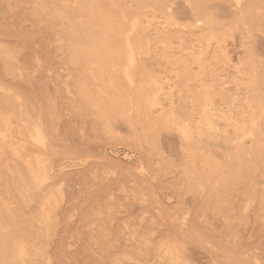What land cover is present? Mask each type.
Wrapping results in <instances>:
<instances>
[{"label": "rangeland", "instance_id": "374dc122", "mask_svg": "<svg viewBox=\"0 0 264 264\" xmlns=\"http://www.w3.org/2000/svg\"><path fill=\"white\" fill-rule=\"evenodd\" d=\"M57 1L0 0V264H264V0Z\"/></svg>", "mask_w": 264, "mask_h": 264}, {"label": "bare ground", "instance_id": "6f19581e", "mask_svg": "<svg viewBox=\"0 0 264 264\" xmlns=\"http://www.w3.org/2000/svg\"><path fill=\"white\" fill-rule=\"evenodd\" d=\"M51 1H52V0H51ZM56 1H57V0H56ZM71 1H74V0H71ZM82 1H83V0H82ZM90 1L92 2V1H95V0H90ZM90 1H89V2H90ZM103 1H104V0H103ZM111 1H112V0H111ZM53 2H54V1H53ZM57 2H59V1H57ZM84 2H85V1H84ZM89 2H87V3H89ZM106 2H107V1H106ZM37 3H38V2H37ZM48 3H49V1H48ZM79 3H80V4L82 3L81 0L79 1ZM87 3H86V5H87ZM112 3H114V1H113ZM115 3H116V2H115ZM68 4L70 5V2H69ZM80 4H79V5H80ZM84 4H85V3H84ZM104 4H105V3H104ZM109 4H110V3H109ZM54 5H55V4H54ZM56 5H57V4H56ZM69 5H68V7H69ZM79 5H78V6H79ZM81 5H83V3H82ZM86 5H85V7H86ZM89 5H90V4H89ZM42 6H43V5H42ZM70 6H71V5H70ZM44 7H45V6H44ZM44 7H43V8H44ZM47 7H48V5H47ZM57 7H58V5H57ZM60 7H61V5H60ZM60 7H58V8H60ZM62 7H64V6H62ZM66 7H67V5H66L65 8H64L65 11H66ZM83 7H84V6H83ZM89 7H90V6H89ZM98 7H99V6H98ZM113 7H115V9H121L123 6H122V7L120 6L121 8H120V7H119V8H116V7H117V4H116V5L113 6ZM45 8H46V7H45ZM71 8H72V7H71ZM71 8H69V9H71ZM76 8H77V7H76ZM86 8H87V7H86ZM90 8H91V7H90ZM46 9H47L46 12H47L48 10H50L49 8H46ZM53 9H54V7H53ZM101 9H102V8H101ZM42 10H43V9H42ZM42 10H41V11H42ZM44 10H45V9H44ZM56 10H57V9H56ZM56 10H55V11H56ZM60 10L62 11L63 8L60 9ZM73 10H74V8H73ZM92 10H93V9H92ZM123 10H124V7H123ZM123 10H122V12H123ZM29 11H30V10H29ZM36 11H37V9H36ZM50 11H51V10H50ZM65 11L63 10V12H65ZM83 11H86V10L83 9ZM83 11H79L78 8H77V11H76V9H75V12H77V13H76L77 16H78V13H79V12H83ZM89 11H91V10L89 9ZM93 11H95V10H93ZM110 11H111V10H110ZM43 12H44V11H43ZM48 12H49V11H48ZM63 12H62V13H63ZM67 12H68V11H67ZM120 12H121V10H120ZM120 12H119V13H120ZM44 13H45V12H44ZM53 13H54V12H52V14H53ZM60 13H61V12H60ZM68 13H70V12H68ZM71 13H72V12H71ZM71 13H70V14H71ZM86 13H87V12H86ZM86 13H84V14H86ZM123 13H125V11H124ZM30 14H31V15H36V14H39V13L32 14V11H30ZM65 14H66V13H65ZM65 14H64V15H65ZM74 14H75V13H74ZM74 14H73V15H74ZM121 14H122V13H121ZM121 14H120V15H121ZM73 15H72V16H73ZM80 15H81V13H80ZM80 15H79V16H80ZM86 15H87V14H86ZM120 15H119V16H120ZM126 15H127V14H126ZM36 16H37V15H36ZM41 16H42V15H41ZM46 16H47V15H46ZM48 16H49V15H48ZM54 16H55V15H54ZM79 16H78V17H79ZM88 16H89V15H88ZM114 16H115V15H114ZM114 16H113V17H114ZM119 16H118V17H119ZM38 17H39V16H37V18H38ZM66 17H68V16H66ZM73 17H74V16H73ZM81 17H82V15H81ZM83 17H84V15H83ZM83 17H82V19L85 18V17H84V18H83ZM105 17H106V16H105ZM108 17H109V16H108ZM48 18L50 19V17H48ZM54 18H55V17H54ZM61 18L63 19V17L60 16V20H62ZM96 18H97V17H96ZM96 18H95V19H96ZM115 18H116V16H115ZM133 18H134V17H133ZM135 18H136V15H135ZM41 19H42V18H41ZM41 19H39V20H41ZM44 19H45V18H44ZM56 19H57V18H55L54 21H55ZM58 19H59V16H58ZM64 19H66V18H64ZM51 20H52V18H51ZM60 20H59V23H60V22L62 23V21H60ZM76 20H77V19H76ZM84 20H85V19H84ZM93 20H94V19H93ZM98 20H99V19H98ZM132 20H133V19H132ZM136 20L139 21V18H137ZM136 20H135V21H136ZM65 21H68V20H65ZM117 21H118V20H116V22H117ZM119 21H120V20H119ZM124 21H125V20H124ZM55 22H56V21H55ZM83 22H84V21H82V23H83ZM89 22H90V21H89ZM100 22H101V21H100ZM100 22H99V23H100ZM113 22H114V20H113ZM116 22H115L114 24H117ZM125 22H126V21H125ZM48 23H49V22H48ZM59 23H57V24H59ZM63 23H64V21H63ZM79 23H81V21H80ZM101 23H102V22H101ZM110 23H111V22H110ZM131 23H132V22H131ZM137 23H138V22H137ZM45 24H46V23H45ZM51 24H52V23H51ZM57 24H56V25H57ZM139 24H140V23H139ZM49 25H50V23H49ZM54 25H55V24H54ZM64 25H65V24H64ZM92 25H93V22H92ZM109 25H110V24H109ZM120 25H121V22H120ZM57 26H58V25H57ZM79 26H80V25H79ZM87 26H88V25H87ZM111 26H112V24H111ZM132 26H134V24L131 25V27H132ZM138 26H139V25H138ZM52 27H53V26H52ZM123 27H124V26H123ZM54 28H55V27H54ZM57 28H58V27H57ZM59 28H60V27H59ZM69 28H70V27H69ZM69 28H68V29H69ZM75 28H76V27H75ZM91 28H92V31H93L94 28H93V27H91ZM102 28H103V27H102ZM113 28H115V26H114ZM134 28H135V27H133L132 29L134 30ZM43 29H44V28H43ZM70 29H71V28H70ZM73 29H74V28H73ZM88 29H89V28H88ZM106 29H107V28H106ZM109 29H110V28H109ZM109 29H107V30H109ZM132 29H131V30H132ZM138 29H139V28H138ZM76 30H77V29H76ZM85 30H87V28H86ZM94 30H95V29H94ZM123 30H124V29H123ZM136 30H137V29H136ZM165 30H166V29H165ZM74 31H75V30H74ZM96 31H97V30H96ZM119 31H121V29H120ZM124 31H126V30H124ZM143 31H144V30H143ZM143 31H142V32H143ZM169 31H170V30H169ZM90 32H91V30H90ZM102 32H103V33H106V32H104V31H102ZM102 32H100V34H101ZM107 32H108V31H107ZM114 32H115V31H114ZM121 32H122V31H121ZM144 32H145V31H144ZM144 32H143V33H144ZM103 33H102V34H103ZM119 34H120V33H119ZM128 34H130V33H128ZM172 34H173V33H172ZM91 35H92V34H91ZM95 35L99 36L97 33H96ZM141 35H143V34H141ZM170 35H171V34L169 33V36H170ZM186 35H187V34H186ZM74 36H75V35H74ZM87 36H89V34H88ZM92 36H93V35H92ZM97 36H96V37H97ZM145 36H146V35H145ZM147 36H148V35H147ZM124 37H128V36H124ZM172 37H173V36H172ZM210 37H211V36H210ZM75 38H76V37H75ZM77 38H78V37H77ZM121 38H122V37H121ZM133 38H134V37H133ZM145 38H146V37H145ZM167 38H168V37H167ZM182 38H183V37H181V38H179V39H182ZM193 38H194V37H193ZM94 39H95V38H94ZM124 39H125V38H124ZM138 39H139V38H138ZM138 39H137V40H138ZM147 39H148V38H147ZM165 39H166V37H165ZM185 39H187V38H185ZM82 40H83V39H82ZM86 40H88V42H89V44H90V41H89L90 39L87 38ZM101 40H103V38H102ZM101 40H100V41H101ZM126 40H127V38H126ZM76 41H78V40H76ZM96 41H97V40H96ZM183 41H185V40L183 39ZM193 41H194V40H193ZM98 42H99V41H98ZM101 42H103V41H101ZM124 42L126 43V41H124ZM127 42H128V41H127ZM135 42H136V41H134V43H135ZM139 42H140V41H139ZM143 42L145 43V41H143ZM143 42H142V44H143ZM75 43H76V42H75ZM93 43H95V42H93ZM93 43L91 42V44H93ZM116 43H117V41H116ZM128 43H130V42H128ZM136 43H137V42H136ZM76 44H77V43H76ZM79 44H80V43H79ZM85 44H86V42H85ZM89 44H87V46L83 44V46L88 47ZM113 44H114V43H113ZM120 44H121V43H120ZM93 45H94V44H93ZM128 45L130 46V44H128ZM76 46H77V45H75V47H76ZM83 46H81V48H82ZM100 46H101V45H100ZM100 46H99V47H100ZM103 46H104V45H103ZM116 46H118V45H116ZM116 46H115V47H116ZM133 46H134V45H133ZM135 46H136V45H135ZM143 46H144V44H143ZM146 46H147V45H146ZM75 47H74V49H75ZM96 47H97V46H96ZM99 47H98V48H99ZM106 47H107V46H106ZM111 47H112V46H110V48H111ZM138 47H139V46H138ZM112 48L115 50L114 46H113ZM121 48H122V46H121ZM125 48H126V47H125ZM95 49H96V48H94V50H95ZM101 49H102V48H101ZM101 49H100V50H101ZM128 49H129V48H128ZM135 49H136V47H135ZM82 50H83V49H82ZM82 50H81V51H82ZM94 50H93V51H94ZM120 50H121V49H120ZM136 50H137V49H136ZM74 51H75V50H74ZM78 51H79V50H78ZM84 51H86V50H83V52H81V53H84ZM93 51H92V52H93ZM98 51H99V50H98ZM98 51H95V52L97 53ZM126 51L130 52L129 50H126ZM131 51H132V50H131ZM79 52H80V51H79ZM79 52H78V53H79ZM86 52H87V53H84V55L90 53V52H88V51H86ZM101 52H102V51H100V53H101ZM128 52H127L126 55H128ZM100 53H99V54H100ZM73 55L75 56V55H77V53H76V54H73ZM92 55H95V54L92 53ZM92 55H91V56H92ZM117 55H118V54H117ZM88 56H89V55H88ZM91 56H90V59L92 58ZM133 56H134V55H133ZM77 57L80 58L79 55H77ZM82 57H83V56H82ZM84 57H85V56H84ZM94 57H95V56H94ZM100 58H102V56H101ZM118 58H119V57H118ZM131 58H132V57H131ZM95 59H96V57H95ZM92 61H93V58H92ZM92 61H91V62H92ZM97 61H98V59H97ZM97 61H94V62L97 63ZM132 61H133V60H132ZM98 62H99V61H98ZM130 62H131V61H130ZM130 62H128V63H130ZM133 63H134V62H133ZM133 63H132V64H133ZM129 65H130V64H129ZM125 68H126V66H125ZM126 69H127V68H126ZM127 70H128V69H127ZM129 70H130V69H129ZM254 72H255V71H254ZM252 73H253V72H252ZM128 77H129V76H128ZM132 80H133V79H132ZM132 80H131V81H132ZM254 83H255V82H254ZM82 92H83V91H82ZM83 93L85 94V92H83ZM154 93H156V92H154ZM154 96H155V95H154ZM256 97H259V96L256 95ZM152 99H153V98H152ZM131 101H132V100H131ZM131 101H130V102H131ZM132 104H133V102L131 103V105H132ZM151 104H152V103H151ZM257 105H258V104H257ZM149 108H150V107H149ZM259 108H260V107H259ZM150 110H151V109H150ZM252 110H253V109H252ZM260 110H261V109H260ZM261 111H262V110H261ZM150 113H151V111H150ZM263 116H264V115H263ZM210 125H211V124H210ZM210 125H208V126H210ZM252 125H253V124H252ZM249 126H250V125H249ZM257 128H258V127H257ZM244 130H246V129H244ZM39 131H40V130H39ZM250 131H251V130H250ZM250 131H249V132H250ZM261 131H262V130H261ZM36 132H37V131H36ZM39 133H40V132H39ZM39 133H37V134H39ZM259 133H260V132H259ZM1 134H2V133H0V137H2ZM3 134H4V133H3ZM3 134H2V135H3ZM249 134L251 135V133H249ZM253 135H254V133H253ZM3 136H4V135H3ZM39 137H40V136H39ZM41 137H42V136H41ZM41 137H40V138H41ZM252 137H253V136H252ZM3 138H4V137H3ZM250 138H251V137H250ZM263 138H264V137H263ZM254 139H255V138H254ZM259 139H260V137H259ZM262 145H263V144H262ZM251 148H252V147H251ZM255 150H256V149H255ZM251 151H253V150H251ZM263 152H264V151H263ZM257 154H258V153H257ZM257 156H260V155L258 154ZM253 157H254V156H253ZM262 157H263V156H262ZM24 159H25V158H24ZM36 160H37V159H36ZM30 162H31V161H30ZM30 166H31V165H30ZM39 166H40V165H39ZM41 166H42V165H41ZM31 167H32V166H31ZM31 169H32V168H31ZM31 172H32V171H31ZM42 174L45 175V173H42ZM37 176H38V175H37ZM35 178H36V176H35ZM43 178H44V177H43ZM36 179H37V178H36ZM41 180H42V177H41ZM35 181H37V180H35ZM1 211H2V210H1ZM1 211H0V212H1ZM1 216H2V215H1ZM18 245H19V244H18ZM20 245H21V244H20ZM8 246H9V245H6V244H5V248H7ZM21 247H22V246H21ZM0 248H1V246H0ZM25 249H26V247H25ZM17 252H18V251H17ZM20 253H21V252H20ZM20 253H19V254H20ZM20 255H21V254H20ZM12 256H13V255H12ZM22 257H23V256H22ZM6 261H7V260H6Z\"/></svg>", "mask_w": 264, "mask_h": 264}, {"label": "crops", "instance_id": "0c3cea01", "mask_svg": "<svg viewBox=\"0 0 264 264\" xmlns=\"http://www.w3.org/2000/svg\"><path fill=\"white\" fill-rule=\"evenodd\" d=\"M217 12L223 17H227L228 14L227 10L223 7L217 9ZM250 48L253 51L255 57L262 59L264 61V35L258 34L254 37L253 41L250 43Z\"/></svg>", "mask_w": 264, "mask_h": 264}]
</instances>
